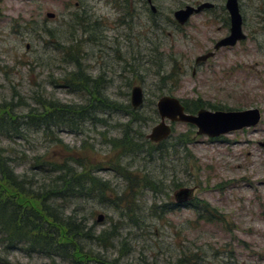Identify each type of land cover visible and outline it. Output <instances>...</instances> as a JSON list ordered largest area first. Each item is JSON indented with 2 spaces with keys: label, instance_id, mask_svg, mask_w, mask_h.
I'll return each mask as SVG.
<instances>
[{
  "label": "rangeland",
  "instance_id": "374dc122",
  "mask_svg": "<svg viewBox=\"0 0 264 264\" xmlns=\"http://www.w3.org/2000/svg\"><path fill=\"white\" fill-rule=\"evenodd\" d=\"M142 1L144 8H136L137 0H0V105H7L8 121L17 122L0 135V147L15 158L17 175L36 174L37 187L42 175L34 167L46 159L78 160L107 186L101 197L65 207L94 236L116 232L114 242L104 235L101 246L82 241L84 253L106 264H264V150L258 146L264 142V0L239 1L246 41L200 67L195 59L226 30L221 22L208 24L206 16L180 29L172 14L195 3L222 2L151 0L154 17ZM72 79L85 81L88 90L99 83L96 98L117 109L90 110L91 117L74 124H29L26 117L43 104L81 109L95 102L70 86ZM134 87L144 93L138 112L143 121L130 131L139 149L128 154L114 145L130 124L124 110ZM163 97L211 112L257 109L261 120L220 142L173 124L163 146L167 153L149 157L156 147L145 137L159 124L155 106ZM145 182L159 185L156 194L141 188L127 197L128 184ZM181 189L193 191L191 203L174 209L173 195ZM1 258L6 261L0 264H53L20 251ZM54 263L71 264L60 258Z\"/></svg>",
  "mask_w": 264,
  "mask_h": 264
},
{
  "label": "trees",
  "instance_id": "16d2710c",
  "mask_svg": "<svg viewBox=\"0 0 264 264\" xmlns=\"http://www.w3.org/2000/svg\"><path fill=\"white\" fill-rule=\"evenodd\" d=\"M70 81H72L70 86L84 90L95 102H92L90 106L78 108L79 110L59 104H43L36 115L29 114L26 117L30 120L29 124L48 128L64 123L74 124L85 120L88 116L91 117L90 110H93V113L96 112L95 109L111 112L117 109L114 105H107L101 98L100 100L96 98L98 84L94 83L92 90H88L86 85L82 84L85 81L81 83L74 79ZM8 110L6 104L0 105V135H6L9 126L17 123L15 118L8 121L6 117L9 115ZM124 111L130 116L131 121L124 130L121 140L114 147L131 154L138 151L139 147L134 144L130 131L133 130V125L139 124L143 118L138 114L139 110L133 111L130 105ZM186 111L188 112L187 107ZM21 126H26V123L18 124V128ZM14 128L13 132H19L20 129L15 126ZM183 142L186 143L184 140ZM164 145L165 142L156 145V150L151 148L148 152L149 157H152V152L159 153L163 157L167 153ZM57 147L64 154L72 157V151L67 146L58 142ZM14 162L15 158L8 150L0 147V263L6 261L1 258L2 253L7 255L20 251L28 255L48 258L53 264L56 258L69 261L71 264H106L104 260L84 253L82 241H91L101 246L104 235L107 236L106 239L114 242L116 232L107 231L94 236L90 228H86L74 217L67 215L65 207L68 201L101 197L108 191L107 186L95 179L87 167L78 160L57 162L46 159L41 162L38 160L37 166L34 167V170L42 175L41 183L43 184L37 187L36 174L32 177L17 175L13 168ZM71 163L74 165L71 166ZM141 188L156 194L159 185L150 182H145L143 185L128 184L127 197H135ZM126 205L127 212L132 214L133 209L129 208V204ZM171 206L174 209L178 207ZM152 213L156 214L155 211ZM116 261L107 262V264H116Z\"/></svg>",
  "mask_w": 264,
  "mask_h": 264
},
{
  "label": "water",
  "instance_id": "95a60500",
  "mask_svg": "<svg viewBox=\"0 0 264 264\" xmlns=\"http://www.w3.org/2000/svg\"><path fill=\"white\" fill-rule=\"evenodd\" d=\"M150 5L151 11L154 8L151 0H145ZM240 0H227L226 10L230 17V34L228 37L218 42L214 50L219 51L223 48H232L237 43L244 42L246 36L242 31V17L239 13ZM210 5H202L197 10L192 7H186L183 10L177 11L174 14L175 21L183 26L187 23L193 14L200 13L205 8H210ZM47 19H53V14H47ZM213 54L205 55L196 59L195 64L205 63L213 58ZM144 104V93L141 88L135 87L130 93V106L132 110L140 109ZM156 113L159 118V124L154 126L150 133L146 136V140L151 144H160L167 141L172 135L170 125L183 124L190 125L196 128L197 136H205L210 139H218L234 132H239L246 129H252L259 125L261 115L259 110L250 109L238 112H208L200 111L196 116L188 115L179 100L172 97H163L156 103ZM169 123V124H167ZM258 146L264 150V142ZM193 191L189 189H181L174 193L173 200L177 205L188 203L191 199ZM264 208V201H263ZM102 217L97 218V223L102 222Z\"/></svg>",
  "mask_w": 264,
  "mask_h": 264
},
{
  "label": "flooded vegetation",
  "instance_id": "af4514ba",
  "mask_svg": "<svg viewBox=\"0 0 264 264\" xmlns=\"http://www.w3.org/2000/svg\"><path fill=\"white\" fill-rule=\"evenodd\" d=\"M144 1H145V0H144ZM217 1H221V2H222L221 7H219L218 5L212 4V3H208V2H205V3H202V4L195 3L194 5H191V6H184V7L180 8V9H178V10H175V11L173 12V14H172L173 19H174V14H175L177 11H180V10L185 9L186 7H192V9L197 10L198 7H200V6H202V5H210V6H211L210 8H205V9H203V10H202L200 13H198V14H193V15L189 18V20L187 21V23H186L185 25H187V24H188L191 20H193L194 18H199V17L206 16V17H208V19H207V23H208V24H209V21H210V23L221 22V24H222L224 30H226L227 34H226L225 37L219 39L218 41L215 42V44H213V47H212V50H211V51H209V52H207V53H205L204 55H201V56H199V57H202V56H205V55H209V54H213V55H214L213 58H214L218 52H221V51H223V50H226V51L234 50V49L238 46V44H240V43H237L236 46H234V47H232V48H223V49H220L219 51H215V50H214V48H215V46L218 44V42L222 41L223 39H225L226 37L229 36V34H230V23H231V21H230V17H229V14H228V11L226 10V2H227V0H217ZM137 2H140V3L138 4ZM137 2H136V4H137V7H136V8H144V2H143L142 0H137ZM145 4H146V6L148 7L150 13H151L152 15H154V17H156V14L158 13V10H157L156 8H154V6L152 5L153 8H154V12H152V11H151V8H150V5H148V3H147L146 1H145ZM151 4H153V3L151 2ZM129 6H130V7H128V8H134V3L132 2L131 4H129ZM140 10H141L142 12H144L143 9H140ZM239 13H240V12H239ZM173 21H174V23L176 24V26H177L178 28H180V29L183 28V27L185 26V25H183V26L179 25V24L175 21V19H174ZM242 26H243V19H242ZM155 28H156V26H155ZM242 31H243V30H242ZM244 35H245V34H244ZM245 41H246V40H245ZM241 43H242V42H241ZM199 57H197V58H199ZM197 58H196V59H197ZM213 58H211V59H213ZM196 59H195V61H196ZM211 59H209L208 61H210ZM195 61H194V65H195V67H200L201 65H203V64H205V63L208 62V61H206L205 63H201V64H199V65H196V64H195ZM194 74H195V70H193V75H194ZM99 86H100V85H99V83H98V86H97V87H99ZM134 88H135V87H134ZM139 88H140V87H139ZM132 89H133V88H132ZM132 89H131V90H132ZM142 91H143V90H142ZM180 103L182 104V102H180ZM182 106H183L184 109H185V113L188 114V115L196 116L198 112L202 111V109H200V108H196L197 105L193 106V108H190L189 105H184V104H182ZM130 107H131V106H130ZM155 107H156V106H155ZM186 107H187L188 112L186 111ZM204 111H207V110H204ZM208 112H211V111H208ZM214 112H225V111H217V110H215ZM214 112H212V113H214ZM227 112H231V111H227ZM260 115H261V114H260ZM187 126H190V125H187ZM190 127L194 128V129L196 130L195 127H193V126H190ZM242 131H243V130H242ZM239 132H240V131H239ZM234 133H236V132H234ZM232 134H233V133H232ZM229 135H230V134H229ZM196 136H197V130H196ZM226 136H228V135H226ZM197 137H203V138H206V139H208L209 141H212V142H214V141H216V142H220V139L222 138V137H220V138H218V139H210V138L205 137V136H197ZM224 137H225V136H224ZM145 138H146V137H145ZM147 142H148V141H147ZM148 143L151 144L150 142H148ZM151 145L156 146V144H151Z\"/></svg>",
  "mask_w": 264,
  "mask_h": 264
}]
</instances>
